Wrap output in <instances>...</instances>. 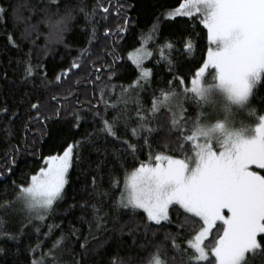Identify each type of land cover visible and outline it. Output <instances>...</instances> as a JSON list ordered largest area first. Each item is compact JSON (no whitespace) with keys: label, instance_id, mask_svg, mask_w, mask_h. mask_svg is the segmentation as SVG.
Here are the masks:
<instances>
[{"label":"trees","instance_id":"1","mask_svg":"<svg viewBox=\"0 0 264 264\" xmlns=\"http://www.w3.org/2000/svg\"><path fill=\"white\" fill-rule=\"evenodd\" d=\"M184 2L60 0L59 15L54 19L64 15L65 6L71 8L74 18L59 42L55 36L49 37V26L44 22L42 9L48 0H0L5 7L19 5L23 18L15 23L11 17L0 22V109L8 110L0 112V205L15 201L17 193L13 181L15 186L21 183L26 186L31 175L45 166L44 157L60 154L68 144L76 141L83 145L76 149L80 153L79 163L69 169L64 200L54 204L44 222L35 219L29 222L26 212L14 215L13 208L5 211L0 207V224L4 230L19 237L18 241L7 243L0 240V247L5 249L0 253V264H33V261H42V264H84L85 261L109 264L110 259L118 258L138 264L142 257L155 254L157 246L160 259L166 264H188V255L171 247V240L166 239L168 233L177 234V224L183 216L177 217L170 212L173 222L162 229L155 222L146 223L140 216L131 222V211L117 207L126 174L141 163L150 162L149 149L145 146L131 154L127 144L114 141L101 131L103 125L92 111L94 107L104 111L100 91L103 88L107 93L104 100L117 105L116 109H107V119L111 121L121 113L117 132L127 126L128 135L123 139L132 144L143 143L142 136L131 134V129L138 124V107L150 110L154 98H162L161 90L183 91L190 87V83H179L180 78L191 80L198 67L203 65L211 46L207 29L198 21L182 15L168 17L170 11ZM81 8L87 13L96 9V14L90 18L96 28V37L91 44L88 43L91 27ZM105 8L108 12H104ZM51 11H56L54 6ZM29 23L37 25V32L30 39L22 40L20 33ZM10 34L19 48L9 42ZM182 38L185 43L190 39L191 51L180 42ZM142 47L150 57L146 67L151 74L147 77L140 75V69L130 59V54ZM29 51L33 73L25 79L23 61L28 58L24 54ZM115 57L119 59L113 63ZM74 62L82 67L73 68ZM57 76H61L60 81L56 80ZM136 81H139V88L134 84ZM53 95L57 96L56 100L51 99ZM120 97L123 99H118ZM38 102L43 107L40 116L36 117L31 105ZM184 108L186 112L181 114L180 124H184L186 118L200 114L195 103L186 102ZM245 108L253 115L252 123L258 124L259 117L264 116V82L254 89ZM150 126L157 127L158 121L153 119ZM190 127L187 125L185 132ZM169 148L170 151L166 150L163 143L153 144L152 151L183 158L174 143H170ZM13 158L15 163H12ZM250 167L264 175V170L255 165ZM93 176L97 177L96 193L92 192ZM114 180L119 182L118 185L113 184ZM93 204L99 211L93 210ZM97 216L101 218L99 230ZM122 225L123 232L120 231ZM191 229L192 226H187L178 236L177 244L181 248L187 247ZM212 235H215V229L205 243ZM262 236L264 234L259 235V241L264 244ZM85 237L91 255H86L79 246ZM94 237L103 240L104 244L96 247ZM246 259L248 264H264V255L259 253H249Z\"/></svg>","mask_w":264,"mask_h":264},{"label":"snow or ice","instance_id":"2","mask_svg":"<svg viewBox=\"0 0 264 264\" xmlns=\"http://www.w3.org/2000/svg\"><path fill=\"white\" fill-rule=\"evenodd\" d=\"M53 6L55 12L51 11ZM60 7V0H48L42 11L45 14L44 22L49 26V37L55 36L62 42L63 34L74 17L71 8L65 6L64 15L54 19L59 15ZM80 11L85 13V20L90 24L88 43L91 44L96 37V28L90 18L96 14V9L92 13H87L83 8ZM104 12H108V9L105 8ZM174 12L202 24L207 29L211 46L203 65L198 67L191 80L180 78L179 83H190V87H185L183 91L161 90L162 98H154L150 110L138 107V124L131 129V134L142 136L143 143L138 141L132 144L123 139L128 135L127 126L122 132H117L116 125L121 113L111 121L107 119V109H116L117 105H110L104 100L107 93L103 88L100 91L104 111L95 107L92 109L94 117H98L103 125L101 131L114 138V141L127 144L131 154L134 155L145 146L149 149L150 162L141 163L130 175L126 174L124 190L121 191L117 207L131 211V222L140 216L146 223L155 222L162 229L173 222L170 212L177 217L183 216V220L177 224V234L168 233L166 239L171 240V247L188 255V264H248L246 253L264 255V244L257 240L258 233H264V175L250 168L255 165L259 170H264V116L259 117L260 123L255 128L239 129L232 127L229 116L233 106L247 107L254 89L264 82V0H185ZM8 17L14 23L23 19L20 6L10 4L5 7L0 3V22ZM105 31L107 36L108 29ZM36 32V24H26L20 38L30 39ZM8 40L19 48L11 34ZM180 42L191 51L190 39L185 43L182 38ZM32 43L35 44V41ZM24 55L28 57L23 61L27 79L33 73L31 51ZM115 59L119 57H115L113 63ZM135 63L141 70V76L151 74V70L144 68L139 60ZM72 67L81 68L82 65L74 62ZM209 69L206 76L205 72ZM56 80L60 81L61 76H57ZM134 84L140 87L139 81ZM123 91L127 92V89ZM51 99L56 100L57 96L53 95ZM186 102L195 103L200 114L195 118L188 117L184 124H180L177 117L186 112ZM42 107L39 102L31 105L36 111V117L40 116ZM7 111L6 108L0 109V112ZM221 112L224 119L212 123L213 116ZM153 119L158 121L157 127L150 126ZM187 125L191 127L185 132ZM157 132L161 135L155 136ZM161 143L169 151V144L174 143L183 158L154 153L153 144L159 146ZM82 146V142L76 141L68 144L62 154L44 157L45 166L31 175L26 186L24 183L15 186L13 181L17 193L15 201H6L0 207L7 211L14 208L17 202L22 203L28 209L29 222L33 219L44 222L54 204L64 200L69 169L79 163L80 153L76 149ZM12 163H15V158ZM8 171L11 172V169ZM118 183L113 181L114 185ZM92 186V192L96 193V176L92 177ZM92 207L94 211H99L95 204ZM141 209L142 213L139 212ZM100 219L96 217L98 230ZM162 221L166 223L162 224ZM187 226H192L188 232L190 238L186 240L187 247L181 248L177 238ZM36 227L38 231L39 226ZM147 227L151 225L147 224ZM214 229L215 235L205 243ZM123 230L122 225L120 231ZM72 231L75 234L76 230ZM18 239L17 235L4 230L0 224V240L7 243ZM261 240H264V236ZM103 244V240L96 239V247ZM79 246L86 255H91L87 237ZM3 252L5 249L0 247V253ZM33 264H42V261H33ZM84 264H88V261ZM109 264L130 262L118 258L110 259ZM138 264L166 262L160 259L157 246L155 254L149 253L146 258L142 257Z\"/></svg>","mask_w":264,"mask_h":264},{"label":"rangeland","instance_id":"3","mask_svg":"<svg viewBox=\"0 0 264 264\" xmlns=\"http://www.w3.org/2000/svg\"><path fill=\"white\" fill-rule=\"evenodd\" d=\"M185 3V2H184ZM170 13H171V15H170ZM178 15H180V14H177V13H175L174 12V10H172V11H170L169 12V15H168V17H170V18H172V17H174V16H178ZM149 53L145 48H140V49H138V50H136V51H133L131 54H130V59H131V61H133L134 62V64L136 65V63H135V61L136 60H139V62H140V64L144 67V68H146L147 69V67H146V62H147V60L150 58L149 57V55H144L145 53ZM137 66V65H136ZM141 71V70H140ZM208 71H210V69L209 70H206V72H205V75L207 76V73H208ZM208 78H210L211 79V77H208ZM248 104H249V102H248ZM248 106V105H247ZM245 110H241V111H238L237 109H234L233 108V110H232V113H231V115L229 116V119L231 120V122H232V127H234V128H237V129H239V128H242V127H251V128H255V124H253L252 123V116L253 115H251V112H249V110L247 109V108H244ZM181 117H182V115H178V117H177V119L179 120V119H181ZM217 119H219V120H223L224 119V115H223V113L221 112V114L220 115H218V116H213V118H212V123H215L216 122V120ZM260 123V122H259ZM253 124V125H252ZM255 125V126H254ZM63 153V152H62ZM62 153H60V154H62ZM57 155H59V154H57ZM154 159V158H153ZM44 163H45V160H44ZM147 164V163H146ZM251 169H252V167H250ZM132 173V172H131ZM131 173H129V175L131 174ZM26 212V215L29 217V212H28V209L22 204V203H19V202H17L16 203V205H15V207L13 208V210H12V212L14 213V215H16L17 213H19V212ZM224 212H225V214H227V210L225 209L224 210ZM11 216L13 215V214H10ZM262 234H264V233H258V235H257V240L259 241V235H262ZM250 253V252H249ZM249 253H246V256H247V254H249Z\"/></svg>","mask_w":264,"mask_h":264},{"label":"flooded vegetation","instance_id":"4","mask_svg":"<svg viewBox=\"0 0 264 264\" xmlns=\"http://www.w3.org/2000/svg\"><path fill=\"white\" fill-rule=\"evenodd\" d=\"M71 100V99H70ZM69 103V102H68Z\"/></svg>","mask_w":264,"mask_h":264},{"label":"water","instance_id":"5","mask_svg":"<svg viewBox=\"0 0 264 264\" xmlns=\"http://www.w3.org/2000/svg\"><path fill=\"white\" fill-rule=\"evenodd\" d=\"M43 122H44V120H43Z\"/></svg>","mask_w":264,"mask_h":264}]
</instances>
